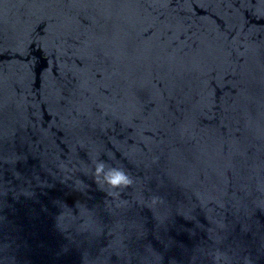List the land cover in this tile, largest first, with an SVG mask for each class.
Wrapping results in <instances>:
<instances>
[{
	"label": "water",
	"instance_id": "95a60500",
	"mask_svg": "<svg viewBox=\"0 0 264 264\" xmlns=\"http://www.w3.org/2000/svg\"><path fill=\"white\" fill-rule=\"evenodd\" d=\"M245 257L264 264V0H0V264Z\"/></svg>",
	"mask_w": 264,
	"mask_h": 264
},
{
	"label": "clouds",
	"instance_id": "9594fccd",
	"mask_svg": "<svg viewBox=\"0 0 264 264\" xmlns=\"http://www.w3.org/2000/svg\"><path fill=\"white\" fill-rule=\"evenodd\" d=\"M95 171L93 173L94 181L99 184L95 177H99L101 174L104 176V184L110 190V192H116L117 195L123 193L125 190L133 185V178L123 168L116 167L108 164L106 161L97 160L94 162ZM107 169V171H105ZM157 199H153L156 202ZM245 264H248L247 257Z\"/></svg>",
	"mask_w": 264,
	"mask_h": 264
}]
</instances>
